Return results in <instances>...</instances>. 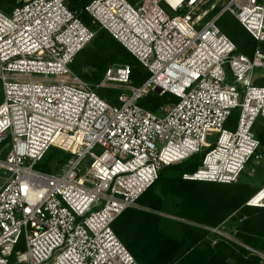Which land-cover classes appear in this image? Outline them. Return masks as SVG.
<instances>
[{
	"label": "built area",
	"instance_id": "obj_1",
	"mask_svg": "<svg viewBox=\"0 0 264 264\" xmlns=\"http://www.w3.org/2000/svg\"><path fill=\"white\" fill-rule=\"evenodd\" d=\"M68 1L0 10V264H139L113 224L163 168L205 152L183 178L234 184L264 154V0H93L85 11L150 73L133 87L128 66L109 68L99 87H124L118 105L70 68L95 33ZM224 14L259 43L252 57L219 28ZM152 91L178 101L153 113L139 105ZM53 147L72 156L37 170ZM246 205L264 208V186Z\"/></svg>",
	"mask_w": 264,
	"mask_h": 264
},
{
	"label": "trees",
	"instance_id": "obj_2",
	"mask_svg": "<svg viewBox=\"0 0 264 264\" xmlns=\"http://www.w3.org/2000/svg\"><path fill=\"white\" fill-rule=\"evenodd\" d=\"M92 1H68L69 9L77 12L82 22L95 33L94 39L75 57L70 68L82 80L92 84L101 98L118 105L120 91L96 87L107 69L128 66L133 87L142 86L150 73L121 43L93 21L85 11ZM15 5L16 0H0V10L6 14H10ZM220 8H215L208 17L216 15ZM224 15L218 21L219 28L235 43L237 53L252 57L259 43L232 15L230 24L225 23ZM262 46L264 48V44ZM177 101L171 94L160 95L152 91L139 101V105L160 113L162 106ZM254 133L264 141L262 120H258ZM71 156L53 147L35 168L57 174ZM204 156L205 152L196 154L178 165L163 168L159 179L139 198L138 207L127 209L113 224L116 235L139 264H264V259L255 253L264 254V208L245 205L261 188H251L249 184L239 182L218 184L185 180L183 176L195 172ZM163 214L183 222L167 219ZM229 218L237 223L235 238L242 245L209 230L221 227ZM213 236L215 240L210 241ZM24 250L22 240L16 252ZM10 264H19L15 255Z\"/></svg>",
	"mask_w": 264,
	"mask_h": 264
},
{
	"label": "rangeland",
	"instance_id": "obj_3",
	"mask_svg": "<svg viewBox=\"0 0 264 264\" xmlns=\"http://www.w3.org/2000/svg\"><path fill=\"white\" fill-rule=\"evenodd\" d=\"M128 1L131 2V3H133V4L135 3L134 0H128ZM138 1H140V0H138ZM212 4H215L216 5V2H214ZM231 17L232 16L230 14H226L223 17V21L225 23H229L230 24ZM257 72H258V74H264V70H258ZM103 80H104V78H103ZM227 83L232 84V80H231L230 77L227 80ZM99 86H100V84L97 85L96 87L98 88ZM105 89H107V88H105ZM108 89H116V90L120 91L121 94L125 90L124 87H120V86H111ZM238 115H239V112L238 111H234V113H233V115L231 117L230 122L225 125V129H228V130H234L235 129V127L237 125ZM216 138H217V135L213 136L211 139H209V141L215 142ZM239 183L249 184L251 186V188H262L264 186V154H263L262 157H259V158L255 159L253 162H251L249 164V166L247 167V169L243 173V175H242ZM1 184H2V181L0 180V185ZM162 216L165 217V218H167V219H170V220H175V221H178V222H181L182 221L183 222L182 219L176 218V217L171 216V215H164L163 214ZM233 216H236V214L234 213ZM236 228H237V223L234 222L232 218L231 219L229 218L225 223H223L221 225V227H219V228H209V230L214 235L217 234V235H219V236H221V237H223V238H225L227 240H230L232 242H235V243L240 244V242L238 241V239L235 238V230H236ZM214 238L215 237L213 236L210 239V241H214L215 240ZM240 245H242V244H240ZM244 247H246L250 251L254 252V250H252L251 248H249L247 246H244ZM255 253L257 255H259L261 258L264 259V254H262V253H260L258 251H255Z\"/></svg>",
	"mask_w": 264,
	"mask_h": 264
},
{
	"label": "bare ground",
	"instance_id": "obj_4",
	"mask_svg": "<svg viewBox=\"0 0 264 264\" xmlns=\"http://www.w3.org/2000/svg\"><path fill=\"white\" fill-rule=\"evenodd\" d=\"M261 196H262V195H261ZM261 196H260V197H261ZM260 197H259V198H260Z\"/></svg>",
	"mask_w": 264,
	"mask_h": 264
}]
</instances>
